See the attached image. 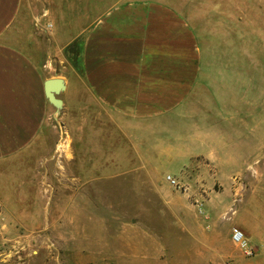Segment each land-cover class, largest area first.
<instances>
[{
	"label": "rangeland",
	"instance_id": "1",
	"mask_svg": "<svg viewBox=\"0 0 264 264\" xmlns=\"http://www.w3.org/2000/svg\"><path fill=\"white\" fill-rule=\"evenodd\" d=\"M237 8L230 19L243 28L214 38L218 52H202L195 109L153 136L176 138L177 149L196 155L141 160L86 101L83 116L62 120L66 143L55 122L53 181L38 200L51 211L17 221L0 198V264H264V246L233 223L244 215L255 235L264 233V0ZM233 226L260 246L258 255L241 252Z\"/></svg>",
	"mask_w": 264,
	"mask_h": 264
},
{
	"label": "crops",
	"instance_id": "2",
	"mask_svg": "<svg viewBox=\"0 0 264 264\" xmlns=\"http://www.w3.org/2000/svg\"><path fill=\"white\" fill-rule=\"evenodd\" d=\"M244 4L246 0H0V166H8L0 170V198L8 212L18 214L15 220L51 211V204L41 206L38 200L53 181L55 122H63L70 134L62 120L83 116L86 101H92L95 118H110L111 132L124 134L126 148L135 149L141 160L176 150L186 158L195 156L177 149L176 138L162 144L153 136L195 109L202 52H218L214 38L243 28L230 15ZM199 38H204V49ZM53 77L64 80L58 95L62 109L45 92L46 80ZM115 147L111 142L110 148ZM7 202L13 206L7 208ZM246 219L236 215L233 223L264 246V233L255 235Z\"/></svg>",
	"mask_w": 264,
	"mask_h": 264
},
{
	"label": "built area",
	"instance_id": "3",
	"mask_svg": "<svg viewBox=\"0 0 264 264\" xmlns=\"http://www.w3.org/2000/svg\"><path fill=\"white\" fill-rule=\"evenodd\" d=\"M48 25L51 26V23H49ZM59 126H60V132L62 134L61 139L63 138L61 144H63V143H66V139L68 138V133L64 129V126L62 123H60ZM168 179L172 183H175V184L177 183V181L171 175H168ZM231 211L232 213H234V208H231ZM231 238H232V241L238 245L241 252L245 256L254 257L260 253V246L257 244H254L240 226H233L232 232H231Z\"/></svg>",
	"mask_w": 264,
	"mask_h": 264
},
{
	"label": "water",
	"instance_id": "4",
	"mask_svg": "<svg viewBox=\"0 0 264 264\" xmlns=\"http://www.w3.org/2000/svg\"><path fill=\"white\" fill-rule=\"evenodd\" d=\"M65 89L64 80L61 77L48 78L45 82V92L49 100L61 109L63 100L58 96Z\"/></svg>",
	"mask_w": 264,
	"mask_h": 264
}]
</instances>
